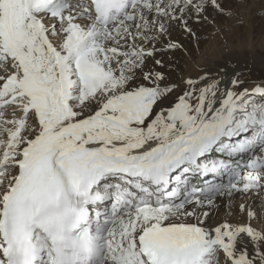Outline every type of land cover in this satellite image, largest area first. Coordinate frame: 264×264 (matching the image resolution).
<instances>
[{"label": "snow or ice", "instance_id": "6c2138e0", "mask_svg": "<svg viewBox=\"0 0 264 264\" xmlns=\"http://www.w3.org/2000/svg\"><path fill=\"white\" fill-rule=\"evenodd\" d=\"M224 3L0 0V264H264V82L168 76Z\"/></svg>", "mask_w": 264, "mask_h": 264}, {"label": "bare ground", "instance_id": "6f19581e", "mask_svg": "<svg viewBox=\"0 0 264 264\" xmlns=\"http://www.w3.org/2000/svg\"><path fill=\"white\" fill-rule=\"evenodd\" d=\"M232 3V4H231ZM259 2L249 4L248 0H225L224 7L232 10V15H215L214 22L202 21L196 25L197 37H188L183 40L184 49L174 53L175 67L168 72L169 79L177 84H182L188 77H198L204 72H218L224 69L229 74L241 73L244 87L252 89L256 84L264 82V42L256 45L255 37L263 32L254 25L259 12L264 5L258 6ZM250 6H247V5ZM237 13L238 17H234ZM211 19V17H210ZM243 21L247 31L234 35L231 38H219L216 43L218 48L208 51H200L205 46L212 32L222 27L225 21ZM264 27V26H263ZM262 27V28H263ZM239 29L237 32H239ZM206 47V46H205ZM197 57V59H195ZM10 68H0V75L10 74ZM261 204V202H260ZM240 208H235V214L231 216V222L241 221ZM226 210L221 207L218 214L210 217L209 223L215 225L222 222L226 216Z\"/></svg>", "mask_w": 264, "mask_h": 264}, {"label": "rangeland", "instance_id": "374dc122", "mask_svg": "<svg viewBox=\"0 0 264 264\" xmlns=\"http://www.w3.org/2000/svg\"><path fill=\"white\" fill-rule=\"evenodd\" d=\"M248 2L253 7H255L256 5L251 4V3L259 2L257 5V8L258 6L264 5V2H262V0H248ZM249 4L247 6H250ZM238 16H240L239 13H237L234 17L236 18ZM227 17L229 18V16ZM225 22L226 23H224L222 27L217 28L216 30L212 32V35L210 36L209 39H207V42L205 43L206 47L204 46L203 49L200 51L205 52V51H208V49L211 50V48L212 50H214V48H218L216 43L219 41L218 39L220 37L227 39V38L234 37V35L236 34L247 31V27L245 26V23L241 24V22L239 21H232V20L231 22L229 21H225ZM254 25L257 27V29L263 32L262 34H259L255 37L256 45H259L261 42L262 43L264 42V27H263L264 26V13H261V11L259 12L258 19L255 21ZM239 29L241 30L237 32ZM195 59H197V57ZM245 203H247L250 206V210H257L259 213V219L252 221V223L258 228L264 227V200H260L256 196L243 195L242 198L236 202L235 208L239 209L240 206Z\"/></svg>", "mask_w": 264, "mask_h": 264}]
</instances>
